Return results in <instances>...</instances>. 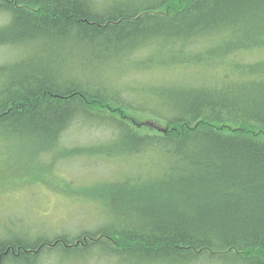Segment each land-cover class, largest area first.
<instances>
[{"label": "trees", "instance_id": "1", "mask_svg": "<svg viewBox=\"0 0 264 264\" xmlns=\"http://www.w3.org/2000/svg\"><path fill=\"white\" fill-rule=\"evenodd\" d=\"M121 1L0 0V15L6 21L0 28V48L42 39L77 43L83 46L80 62L90 57L102 58L105 65L117 63L111 68L114 75L122 74L143 46L166 43L192 49L204 37L214 45L205 52L217 57L221 67L229 60L262 76L238 92H221L214 85L213 93L190 90L169 97L154 92L149 101L158 109L145 111L109 104L86 89H98V82L69 89L46 66L16 65L1 93L0 127L7 128V138L55 147L77 116L75 110L84 107L82 114H91L94 107L116 118L123 133L133 131L122 136L124 150L138 151L137 157H143L167 149L173 168L149 185L145 195L127 188L124 181L113 184L115 191L109 189L103 197L104 205L109 201L131 224L117 234L122 242L116 246L108 232L84 233L72 243L63 237L39 244L17 238L0 241V264H36L41 255L87 250L108 241L115 256L191 261L216 248L240 264H264V0H161L154 6L148 0ZM209 24L217 25L211 36L204 28ZM226 31L233 38L222 37ZM49 54L59 59L54 48ZM192 63L203 64L200 59ZM99 68L106 67L94 68L93 76ZM0 71L8 75L5 68ZM140 74L133 79L142 80ZM226 77L217 79L226 83ZM131 120L148 123L138 130ZM153 122L166 132L144 128H156ZM140 132L148 134L142 137Z\"/></svg>", "mask_w": 264, "mask_h": 264}, {"label": "bare ground", "instance_id": "2", "mask_svg": "<svg viewBox=\"0 0 264 264\" xmlns=\"http://www.w3.org/2000/svg\"><path fill=\"white\" fill-rule=\"evenodd\" d=\"M98 1L104 2V4L122 3L121 0ZM159 3H161V0H148L147 2V4L151 6L155 4L158 5ZM2 17L3 16L0 15L1 20H3ZM4 23L6 24V21L0 25V28L5 25ZM204 28L207 30L208 35L211 36L215 33L217 25L209 24ZM221 36L229 40V38H233V33L231 31H226L225 33L222 32ZM216 38L217 37L214 39ZM197 42H199L197 46L192 49L178 44H148L138 49L132 55L130 64L125 68L122 74L117 73L114 75L112 74L113 72L111 73V68H117V63L105 65L101 62L102 58L98 60V58L92 59L90 57L88 58L89 60L87 59L85 62H80L78 60V55L79 51L83 50L82 45L77 43L61 44L58 43L57 40L52 39L35 40L26 44H19L16 48L20 47L21 50H23L22 54H18L22 57H11V59H18L14 62L15 66L18 64L30 65L32 63L46 66L51 70L52 75L56 77L57 81L63 85V87L69 89L78 87L86 88L85 83H93L98 79L110 78L108 81L98 84V89H86L105 97V101L109 104L120 103L122 104L121 106L126 105L129 108L137 110L143 108L145 111L151 108L158 109V107L151 101L143 99V97L138 94L140 91L146 93L157 92L172 97L174 94H182L190 90H203V92L213 93L214 90L210 89V87L214 85V87H216L215 89L221 92H238L258 82L253 78L262 76V73L253 72L252 69L240 66L237 63L236 65L229 60L224 61L221 67L217 57L209 56V52H205L210 46L212 48L214 47L212 44L213 41L211 40L208 42V39L203 37ZM51 48L58 51L59 59L49 54ZM251 58H253L252 55ZM194 59H200L203 64L198 67L195 63H192ZM4 65H7V61L0 63V68ZM97 66H104L106 68H99L98 73L93 76L92 72ZM209 66H211L212 69L211 73L208 74L210 71ZM145 71L162 72V80L157 83L145 85L142 88L128 83L129 79H133L135 74L141 72L145 75ZM224 74L229 76L226 77L228 78V82L226 83L217 79ZM3 77L5 76L3 75ZM92 85L95 86L94 84ZM0 110H2L1 106ZM84 110V107H79L75 110V115L77 116L65 127L63 130L65 132L59 139V142H57L55 147L52 146L42 150L39 156V158L43 159L42 154H48V149H51L53 154L49 156V158L52 162L50 165H43L41 169L45 168L48 170L50 177L56 181H60L62 185L66 183H63L59 178L57 167L60 166L74 164L79 169L94 167L99 171L106 172V169L110 170L115 164L114 162L111 165L109 164L114 158L125 160L135 159L137 161L142 160V158L137 157L139 154L138 151H129L122 148L124 147L122 136L126 135V133L133 134V131H125L123 133L115 122L116 118L112 115L104 116L106 113L102 112L101 109L93 107L91 114H82ZM164 113H167V111L165 110ZM135 125H133L134 128L142 130L143 126L139 124ZM1 129L2 127H0V135L6 137L8 130L1 131ZM157 130L166 132V128H157ZM107 131H111V133L107 134ZM91 134L100 135L99 137L102 139L98 138L92 142L90 139ZM130 134L129 136H131ZM147 134L148 133L140 132L142 137H146L145 135ZM85 136H88L89 139H84ZM23 137L27 139L28 135H23ZM37 142L40 141L37 140ZM149 153L150 154L145 156L148 160L147 163L140 164L136 170L123 175L124 181L128 185L127 188L137 189L139 190L138 192L143 195H145V191L148 190L149 185L154 183L156 179L162 178L166 170L168 171L173 168H169V161L166 156L169 154L167 149L160 148L149 151ZM87 158L93 159L91 165L86 161ZM18 161L19 160L13 162L19 163ZM22 169L26 173L35 176V180L40 179L39 176L34 174L38 171L35 158L33 159L32 166H26V168ZM112 185V183L107 182V178L101 179L93 186L89 194L107 193L109 191L108 189L115 191L117 187ZM66 187L67 191L72 192V185L67 184ZM89 194L87 195L89 196ZM99 196L100 195H98V197H92L95 204H97ZM76 197H78V195H76ZM102 203V208L98 207L96 209L100 214L98 215L97 213V215L90 220V228L86 227V230L84 229L82 232L76 230L75 232L63 234L60 229L50 228V234H48V231L40 232V234L21 232L24 236L12 239L15 236L16 230H20L17 227H12L8 229L5 234H0V241L13 242L19 238L18 240L28 244H39L43 241H55L63 237L66 239L67 243H72L84 233H95L96 236H101L100 232H108L109 235H111V242L116 246L117 242H122L120 236L117 234L129 230L131 224L129 220H125L126 214H118L110 205L105 206L103 201ZM51 233L61 234L52 235ZM111 242H101L93 245L87 250L75 249L69 251L68 255L63 256V258H60L61 255H56L55 253H51V255L45 254V256L41 255L36 264H240L235 259L225 258L224 255L220 253L221 249L216 248H214L216 251L212 252L207 250L206 254L197 255L191 261L181 258L172 260H151L148 257L137 258L131 255L115 256L113 255L115 252ZM219 256L223 257L219 258ZM90 260L94 262L91 263Z\"/></svg>", "mask_w": 264, "mask_h": 264}, {"label": "rangeland", "instance_id": "3", "mask_svg": "<svg viewBox=\"0 0 264 264\" xmlns=\"http://www.w3.org/2000/svg\"><path fill=\"white\" fill-rule=\"evenodd\" d=\"M3 20L0 19V25L3 24ZM5 24V23H4ZM17 46H5L0 48V63L6 62L2 68L7 70V76L3 77L0 71V93L3 87L9 82L12 77V73L16 71L14 62L18 59L11 57H22L18 54H22L23 50ZM146 58V57H145ZM144 58V59H145ZM20 63V62H19ZM163 73L160 71H145L144 74H140L142 80L129 79L128 83L138 88H142L145 85L157 83L162 80ZM7 82H6V81ZM96 80L99 84L104 82ZM6 82V83H5ZM95 84V83H94ZM143 99L153 98L152 93H146L140 91L138 93ZM135 123L143 126L147 125V121H134ZM156 124V128L147 126L150 132H158L157 128H164L160 124ZM136 126V125H135ZM10 130L13 129L11 126ZM7 129H1L5 131ZM111 131H107V134ZM101 135V131H100ZM100 135L91 134V141H95ZM0 234H5L8 229L14 227L20 230H16L15 237L24 236L21 232L26 233H38L48 231L50 234V228L60 229L63 234L67 232L81 231L86 227H89L90 220L100 214L96 209L102 208L103 197L110 193H91L95 197H98L97 204L94 203L92 196H88L89 192L93 189V186L101 179L107 178L109 183H122L124 182L123 175L128 172L136 170L140 164L147 163L145 158L142 160L135 159H117L114 158L109 164L115 163L110 170L106 169V172L99 171L97 168L90 167L79 169L74 164H67L58 168L59 178L63 183L71 181L72 192L65 191L67 189L66 184L62 185L60 181H56L50 177V173L45 168L41 169L43 165H50L52 160L49 158L53 153L51 149H48V154H42V158H39L41 151L51 146L39 144L33 141L26 143L19 141L18 138L8 139L0 135ZM84 139H89L85 136ZM102 139V138H101ZM107 145V144H106ZM143 149L142 151H144ZM141 151V152H142ZM145 154V152H143ZM35 158L37 176L39 180H35V176L26 173L22 168L26 166H32L33 159ZM15 163L13 161H17ZM86 161L91 165L93 163L92 158H87ZM72 194V195H71ZM78 197H76V195ZM86 197V198H85ZM83 200H81V199ZM109 205V201L108 204ZM105 205V206H107ZM90 228V227H89ZM86 230V229H85ZM61 232V233H62ZM61 233H51L52 235ZM66 246V245H64ZM70 249H64L61 252V257L67 256ZM92 260H90L91 262ZM89 262V263H90ZM94 262V261H93ZM92 263V262H91Z\"/></svg>", "mask_w": 264, "mask_h": 264}, {"label": "water", "instance_id": "4", "mask_svg": "<svg viewBox=\"0 0 264 264\" xmlns=\"http://www.w3.org/2000/svg\"><path fill=\"white\" fill-rule=\"evenodd\" d=\"M160 131H162V130H160Z\"/></svg>", "mask_w": 264, "mask_h": 264}]
</instances>
